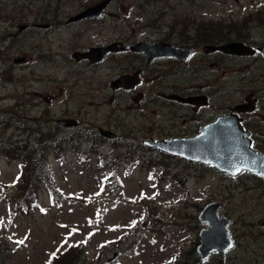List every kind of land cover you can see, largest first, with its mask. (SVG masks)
Masks as SVG:
<instances>
[{"label":"rangeland","instance_id":"1","mask_svg":"<svg viewBox=\"0 0 264 264\" xmlns=\"http://www.w3.org/2000/svg\"><path fill=\"white\" fill-rule=\"evenodd\" d=\"M60 1L0 0V115L14 118L12 126L5 128V136L21 134V119L31 125L44 124L51 131L55 125L56 134H63L71 126L57 123L61 116L75 118L78 127L114 131L122 140L180 135L183 132L171 125L180 123L187 106L175 104L181 106L175 116L170 112L160 115L168 109L156 95L175 83L193 85L203 91L199 93L210 89V103L202 108L207 111L259 89L258 108L251 115L259 123V140L264 141L261 53L259 58L252 54L219 56L199 47L193 56L199 72L185 76L164 73L169 65L148 63L145 54L137 51L109 55L100 63L71 55L87 46H117L121 42H110L115 39L127 43L199 39L202 44L199 36L209 30L228 31L227 41L247 38L263 44L264 0H113L103 18L108 26L97 21L85 22L82 27L65 22V14L78 8L79 2L67 1L59 9ZM116 19L119 22L112 24ZM25 22L30 25L20 31L18 25ZM34 22L52 24L44 28ZM231 28L235 29L229 31ZM138 67L142 68L141 82L135 93L141 91L142 97L112 87V79ZM238 88L244 91L242 96L234 91ZM189 115L185 111L184 117ZM98 146L111 152L108 143ZM69 149L59 151L58 156L52 151L49 157L61 190L58 201H51L48 192L41 191L39 207L27 213H16V196L10 186L19 162L0 156V245L6 242L11 249L2 264H44L55 250L59 254L65 250L63 242L75 240L86 241V256L79 264H192L196 257L193 243L199 237L192 217L214 199L229 200L231 217L246 224L236 228L244 234L245 238L238 239L246 246L237 245L235 238L225 254V264H264V226L260 224L264 220V186H256L252 174H241L243 182L231 186L228 180L233 175L226 171H212V166L198 171L176 155H168L161 162L165 168L131 159L135 165L128 173L120 160L117 183L106 177V169H97L95 154L85 162ZM183 173L186 182L181 181ZM246 185L252 191H244ZM242 249L252 250L246 253ZM211 261L216 262V257Z\"/></svg>","mask_w":264,"mask_h":264},{"label":"trees","instance_id":"2","mask_svg":"<svg viewBox=\"0 0 264 264\" xmlns=\"http://www.w3.org/2000/svg\"><path fill=\"white\" fill-rule=\"evenodd\" d=\"M235 28H231L229 31H233ZM227 33L228 31L209 30L205 32L200 40L205 43L226 41ZM13 122L12 115H0V156L3 155L9 160L19 162L15 180L10 185L16 196L14 198L16 213H27L37 209L40 205L39 195L41 191L48 192L51 201H58L61 190L54 180L49 163L52 151H55L58 156L59 151L62 152V150L70 147L69 150L76 156L79 155L81 160L85 159V162H89L91 154H95L97 169H106V177L117 183L120 182L116 175L118 168L121 166L120 160L125 162L123 165L124 171L128 173L135 165V163H130L131 159L140 158L144 164L151 167L156 165L155 163L160 165L161 162L164 163L168 155L175 156L164 153L155 147L147 146L140 139L136 141L129 138L122 140L119 137L107 139L98 130H89L78 126L67 129L63 134H56L55 125L51 131L50 129L46 130L44 124L35 123L31 125L23 119L20 120L22 131L19 136L14 137L10 134L5 136L4 131L10 128ZM100 143H108L111 152L106 153L101 150L98 146ZM119 147H123V149H119ZM79 151L84 155H81ZM179 160H182V158H179ZM184 161H186L188 167H193L198 171L211 166L194 160L184 159ZM161 168H165V165ZM175 174H178V172H175ZM186 175V173L182 174V182H186ZM64 243L66 244L63 245L62 250H65L60 254L59 250H55L44 264H79L81 259L86 256V241L75 240L65 241ZM8 247L6 242L0 245V264L3 263L2 260L10 256L11 249ZM196 259L197 257L194 258L192 264L195 263Z\"/></svg>","mask_w":264,"mask_h":264},{"label":"water","instance_id":"3","mask_svg":"<svg viewBox=\"0 0 264 264\" xmlns=\"http://www.w3.org/2000/svg\"><path fill=\"white\" fill-rule=\"evenodd\" d=\"M108 0H101L96 4L87 6L73 15L69 20H80L85 17L100 15ZM210 50H221L228 53L246 54L252 53L255 49L250 44L241 40L222 42L219 44H206ZM131 48L146 53L148 59L158 56L176 55L178 58L186 59L191 49H183L162 40L152 42L137 41ZM114 44L88 46L84 50L74 51L76 58H88L90 62L98 61L109 52L116 50ZM260 52L264 54V44L258 46ZM185 51V56H181V51ZM138 73L122 74L111 81L113 87H131L138 82ZM199 95L186 96L184 99L196 101ZM198 101V100H197ZM205 102L203 98L199 99ZM254 107L252 101L237 103L232 107V111L226 114H219L210 122L202 125L199 132L193 135L175 136L172 138L144 139V142L169 153L180 155L187 159L198 160L211 163L214 167L236 174L241 169L255 171L264 178V153L255 150L250 146L248 131L243 129L235 111H246ZM57 121L63 125H74L77 123L75 118L60 117ZM100 133L106 136H116V132L108 129H99ZM239 169V171H237ZM220 202L212 200L204 204L198 216L202 221H207L208 226L202 227L199 231V243L197 251L202 259L206 258L210 250L217 249L220 253L219 263L223 262V252L232 245V239L227 229V218L218 216L217 210ZM196 264H205L201 260Z\"/></svg>","mask_w":264,"mask_h":264},{"label":"flooded vegetation","instance_id":"4","mask_svg":"<svg viewBox=\"0 0 264 264\" xmlns=\"http://www.w3.org/2000/svg\"><path fill=\"white\" fill-rule=\"evenodd\" d=\"M67 1H75V2L78 1L79 5H78V8H76L77 6L73 8L74 11L72 9V12H67L65 14V17H66L65 22L66 23L79 24L80 27H82V25H84L83 23H85V22H97V21H100V23L103 26H108V24L104 22L103 18H104V15L106 14L108 5L113 0H108V2L105 4L104 9H103V11H102V13L100 15H94V16H91V17H85V18L80 19V20H74V19L69 20V18L71 16H73V15H76L79 11H81L84 8H86L87 6L96 4V3H98L101 0H91L90 3L85 2L86 4L82 3L80 0H62V1L59 2L58 8L60 9V8L64 7V5H65V3H67ZM117 21L119 22V19L113 20L111 23L113 24L114 22H117ZM51 24H52V22H42V23L34 22L33 23V25L44 27V28H49L51 26ZM29 25H30L29 22H27V23L25 22V23L19 24L18 25V29L20 31L24 30ZM201 37L202 36H200V38ZM154 40H157V39H154ZM154 40H152V41H154ZM160 40H162L164 42H167V43H170V44H172L174 46L181 47L183 49H186V48L191 49V51H190V53H189V55L187 56L186 59L178 58L176 55H174V56L165 55V56L154 58V59L150 60V59L147 58V55L144 53L146 59L148 60V63L157 61V62H160L163 66L169 65V68H170L169 71L168 72L164 71V73H171L173 75L181 74V75L185 76L186 74H191V75L198 74L199 68H198L197 64L195 63V61L193 59V56H194L197 48H199V47H203L204 48L203 52H217L219 54V56L226 55V54H230L231 55V53H225V52H222L220 50H210V49L205 47L206 44L204 42H202V44H199V39L190 40V41H178V42L170 41V40H166V39H160ZM113 41H119L121 43L116 46L117 47L116 50L107 52L105 54V56L101 60L90 62L88 60V58H83V57L76 58V57L73 56V52L74 51L71 52V55L77 60L87 59L89 63H100V62L104 61V59L106 57H108L109 55L117 54V53L124 52V51L131 52V53H133V51L134 52L136 51V50L131 48V45L134 42L127 43V41H124V40H121V39H115V40H112L110 42H113ZM138 41H141V40H138ZM152 41H147V42H152ZM241 41H244V42L250 44L253 48H255V50L252 53L234 54L233 56H246V55H251L252 54L253 56L254 55H258V58H259V49H258L259 40H254V39L250 40V39H247V38H243V40H241ZM105 44H107V43H105ZM101 45H103V44H101ZM87 47H85V49ZM81 50H84V49H81ZM137 52H139V51H137ZM181 56L182 57L185 56V51H184V53H183V50L181 51ZM124 62H122L120 64L127 66L126 63H124ZM135 71L138 73V78H139L138 82L136 84H134L133 86H131V87H124V86H119V87H123V90L125 92L134 93V95H135L134 98H137V94H138V96L142 97V92L141 91H136V93H135V88L138 85H140L139 83L141 82V71H142V68L140 69L138 67L133 72H135ZM126 72H128V71H126ZM132 73H129V74H132ZM123 74H128V73H123ZM111 81H110V83H111ZM209 90L207 92H204V93H199V91H201V92H203V91L195 89L193 85L188 86V87H184V85L183 86H178L175 83H172V84H169L167 86H164V88L162 90H160L156 95L163 101V105L166 106L165 108L168 109V110L165 111L163 114H160V115H165L166 112L167 113L170 112L172 116H175L174 111L177 112V110L179 108H181L180 105L176 106L175 104H181V105H185L187 107L180 114L182 116V118L180 120V123H173L171 125L172 127H178V129L181 130L183 132V134H180V135H178V134L169 135L168 134L167 137H158V138L166 139V138H172V137H175V136L196 134L197 132L200 131V129L202 128V125H204L207 122H210L217 115L226 114V113L231 112L232 111V107L235 104H237L238 102L243 103L244 101H246V102L252 101V105H254V107L252 109L246 110V111H235V113L237 114V116L239 118V122L242 125L243 129L248 131L247 136L250 138V146L253 147L257 151H260V152L264 153V141L259 140V123H258L257 120L253 119V116L251 115V112L256 111L257 108H258L259 89H256V91H254V90L247 91L244 94V96L241 97V99L239 101H237V102L225 103V105L222 108H220V109L215 107V108H213L212 111H207V110H203L202 108L204 107V105L208 104V102L210 103V98H211L212 94L210 93ZM211 90H214V89H211ZM234 91L236 92V94H239L241 96L243 95V92H244L240 88L235 89ZM190 95L191 96L199 95V97L197 99L198 101L197 100L196 101H191V100L188 101V100L184 99V97L190 96ZM201 98H203L205 100V102L199 101V99H201ZM185 111L189 112L190 115L193 113V115L191 117L189 115L190 118L189 117H184ZM149 138L158 139V138L150 136V137L143 138V139H140V140L142 141L144 139H149ZM143 143L145 145H147V146L153 147L150 144H147L145 142H143ZM163 152L167 153L165 151H163ZM176 156H177L178 159L182 158V160H184V159L193 160V159L184 158V157H182L180 155H176ZM194 161H197V162H200V163H204V162H201V161H198V160H194ZM209 165L212 166V168H211L212 171L214 169L218 170L212 164H208V166ZM219 171H222V170H219ZM241 174H252V177L256 179V184L255 185L256 186L258 185V187H263L264 186V178L261 175H259L257 172L248 171V170H241L237 174H234V175L232 174L235 177V179H233V176L232 177L230 176V178L228 180L229 182H232L231 186H235V183L238 184L240 182H243V180L240 179L241 178ZM244 183H246V182H244ZM243 189H244V191L246 189H248V191H250L251 190V186L246 185V186H244ZM242 196L245 197V195H242ZM214 200H217V201L220 202L218 210H217V215L218 216H225L227 218V220H228L227 221V229L229 230V233H230V236H231V239H232V242H233L232 245L229 248H226L224 250L223 258L225 259V254L235 244V238H236L237 245H239L240 247L246 246V244H247L246 242L242 243V241H240L238 239V236H242L243 238H245L244 234L236 231L237 230L236 228H238V226L240 227V226L246 225V224H245V222L243 220H235V219H233L231 217V215L229 214L230 205H231L229 203V200H228V202H224V201H221L219 199H214ZM201 208H199V211H200ZM199 211H198L197 214L193 215V217H192V218L196 219V222H197V223L194 222L193 224L198 225L197 236H199L198 233H199V230H200L201 227L208 226V222L207 221H202L199 218V216H198ZM258 224H259V222H258ZM260 224H261V226H264V220L263 219L260 221ZM252 231H253V229L250 230V233ZM256 237H257V235H256ZM256 237L254 238L255 240H257ZM198 243H199V237H198V240L194 241V243H193L194 246L192 248V250L196 254V257H198L199 260L201 259V261H203L204 263L217 264L219 262V260H218L219 259V255H220L219 251L217 249L210 250L208 255L206 256V258L202 259L200 257V253L197 251V244ZM242 250L245 251L246 253H249L250 250H252V249H249V250L242 249ZM215 257H216L217 261L216 262L211 261Z\"/></svg>","mask_w":264,"mask_h":264},{"label":"snow or ice","instance_id":"5","mask_svg":"<svg viewBox=\"0 0 264 264\" xmlns=\"http://www.w3.org/2000/svg\"><path fill=\"white\" fill-rule=\"evenodd\" d=\"M237 171H239V169H237Z\"/></svg>","mask_w":264,"mask_h":264}]
</instances>
